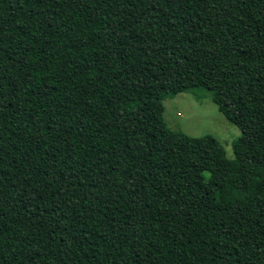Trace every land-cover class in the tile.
I'll return each mask as SVG.
<instances>
[{
  "label": "trees",
  "instance_id": "obj_1",
  "mask_svg": "<svg viewBox=\"0 0 264 264\" xmlns=\"http://www.w3.org/2000/svg\"><path fill=\"white\" fill-rule=\"evenodd\" d=\"M0 264H264V0H0Z\"/></svg>",
  "mask_w": 264,
  "mask_h": 264
},
{
  "label": "rangeland",
  "instance_id": "obj_2",
  "mask_svg": "<svg viewBox=\"0 0 264 264\" xmlns=\"http://www.w3.org/2000/svg\"><path fill=\"white\" fill-rule=\"evenodd\" d=\"M162 106L163 120L171 131L194 138L209 135L220 144L225 157L233 159L231 143L239 130L218 112L208 92L179 93L166 97Z\"/></svg>",
  "mask_w": 264,
  "mask_h": 264
}]
</instances>
